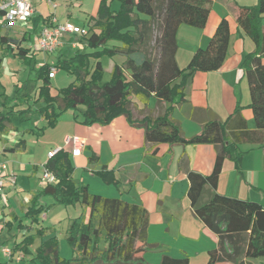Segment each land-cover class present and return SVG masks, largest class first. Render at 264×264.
Instances as JSON below:
<instances>
[{
    "label": "trees",
    "instance_id": "1",
    "mask_svg": "<svg viewBox=\"0 0 264 264\" xmlns=\"http://www.w3.org/2000/svg\"><path fill=\"white\" fill-rule=\"evenodd\" d=\"M119 1L120 8L112 10L108 0H101L96 15L90 16V33L80 40L85 39L92 51L76 49L68 56L58 57L53 64L46 62L37 66L36 52L21 45L26 35L22 39L1 38V42L18 48L17 55L29 64L31 73L36 74V82L41 84L36 87L35 94L32 91L21 94L19 87L14 89L12 96L0 93V137L14 127L15 119L25 121L33 114H38L45 123L35 129L28 128L29 131L43 133L57 125L63 112L84 105L82 124L107 125L125 115L131 124L145 128V141L151 144L153 153L160 143L215 144L217 156L213 171L206 175L194 170L187 173L188 197L193 210L218 237V245L208 252L205 264L222 261L252 264L249 260L264 258V205L216 190L225 159L232 158L240 165L247 151L239 147L238 139L232 140L225 135L227 124L217 118L208 120L201 132L191 137H185L180 125L172 119L175 105L186 100L187 80L197 71L221 68L231 37L228 20L224 18L219 23L207 46L199 48L187 67L181 69L175 57L178 28L181 24L205 27L210 0ZM142 13L146 17L141 16ZM237 23L255 43V49L245 56L242 67L249 83V106L256 128L241 131V141L249 140L264 146V0H258L253 6H240ZM111 41L120 45H110ZM117 54L125 56V62L115 64L111 79L99 83L104 71L101 57ZM92 55L94 62L90 60ZM53 66L74 77L55 96L51 93L50 70ZM131 95L143 104L154 95L170 105L157 117L135 119L130 109ZM24 105L26 107H21ZM239 112L240 106L237 105L236 113ZM24 147L25 140L21 139L8 150L15 152ZM93 159L90 158L91 162ZM44 170L51 172L56 180L44 184L33 195L24 218L13 216L18 231L29 230L34 222L39 221L40 214L48 210V205L41 203L44 196L52 197L55 203L79 202L88 216L83 213L76 217L67 230V239L74 251L71 258L60 255L57 238L52 236L36 249L31 260L33 264H150L143 256L152 247L148 241L149 212L143 205L121 197L103 196L92 192L87 183L75 181V166L66 150L60 149L48 157ZM94 173L108 184H118L113 171ZM26 220L30 223L26 224ZM12 222L6 223L10 231ZM37 233L42 236L45 229H38ZM16 236L15 233L12 256L15 251L30 253L28 246L33 244L37 235H25L20 242ZM161 264L191 263L187 255L173 257L164 254Z\"/></svg>",
    "mask_w": 264,
    "mask_h": 264
},
{
    "label": "crops",
    "instance_id": "2",
    "mask_svg": "<svg viewBox=\"0 0 264 264\" xmlns=\"http://www.w3.org/2000/svg\"><path fill=\"white\" fill-rule=\"evenodd\" d=\"M71 1L55 0L57 6L52 7L53 11L50 12L48 8L50 3L34 0L35 11L32 17L38 14L36 12H39L43 22L42 26L53 20L64 22L66 19H73L74 6L70 3ZM100 1L79 0L80 11L88 16H95ZM108 1L112 10L120 8L119 0ZM2 2L3 0H0V4ZM257 3L258 0H210V11L205 27L196 28L187 24L179 26L175 57L181 69L187 67L199 48L207 46L217 26L224 18L229 22L231 37L226 59L220 69L197 71L187 80L186 100L175 105L172 119L180 125L185 137L200 133L203 125L212 118L226 122L225 135L232 140L238 139L239 147L247 152L240 165H237L232 158L225 159L216 190L228 196L251 199L264 205V146L251 143L249 140L241 141V131H252L256 128L253 112L249 106L251 102L249 83L242 67L245 56L255 49V43L239 28L237 15L240 6H253ZM60 5H64L67 12L60 11ZM141 16L146 17L143 13ZM9 26L10 23L3 19V13L0 12V45L5 46L6 51L15 54L16 60L19 59L25 64L17 55L18 48L16 46L1 42V38L4 36L15 37L9 33ZM70 39L67 38L64 46L56 51L58 57L68 56L73 52V49H79L71 45ZM23 43L24 41L22 46ZM114 44L120 45L116 41L110 42V45ZM115 57L116 55L111 57L113 61L111 71L115 64H122L126 60L125 56L117 57V59ZM0 58L2 67L6 57L0 56ZM37 66H40L38 62ZM27 70V67H23L20 72L25 74ZM57 73L51 77V84ZM5 75V71H0V93L12 96L14 90L13 93H10L11 89L8 90L3 80ZM16 78L12 77L13 81L8 85L13 89L19 87L21 94H26L29 91L35 94L36 87L41 84L38 81L33 86L24 79ZM129 98L133 100L130 109L135 119L157 117L170 105L154 95L151 96L147 104H143L132 95ZM237 105L240 106L239 113H236ZM66 116L68 117L62 115L59 118V121L63 118H65L64 120L68 119V126L64 129L61 140L65 139L67 135H78L85 141L84 149L78 156H74L66 150L75 166L74 177L78 172V167L84 171L91 169L93 173L99 170L113 171L114 179L118 181L117 185L108 184L98 176L99 181L97 182L101 187L100 190L92 189L88 181L90 190L103 196L121 197L129 202L139 203L148 210L150 219L148 241L152 247L144 252V258L150 264H161L164 254L173 257L187 255L191 264H205L208 260V252L218 245V237L193 210L188 197L189 179L187 173L188 170H194L205 175L210 174L216 161V145L212 143L173 145L160 143L157 151L153 153L151 144L145 141V128L131 124L125 115L115 118L107 125L82 124L79 121V116L76 117L74 112ZM6 141L8 139H5L4 136L0 137V143H2L1 161H5L7 153L11 152L8 150L11 146ZM91 157H94L92 162ZM10 165L12 163L7 165L10 167L9 172H14V168L11 169ZM11 172L7 174L12 175ZM81 175L82 178L79 181L85 182L86 177L84 174ZM11 178L13 179V177ZM207 193L210 191L207 190ZM32 197L33 192L31 191L27 196L28 202L25 200L22 202L24 211L30 207ZM50 198L42 197L41 203L55 204L54 199ZM14 215L19 216V213L14 211L12 218ZM12 218L5 211H0V245L3 242L6 222L13 221ZM34 227L31 225L30 228ZM23 258L24 255L18 256V263L15 264H21ZM249 261L252 264H264V258ZM216 264L234 263L222 261Z\"/></svg>",
    "mask_w": 264,
    "mask_h": 264
},
{
    "label": "rangeland",
    "instance_id": "3",
    "mask_svg": "<svg viewBox=\"0 0 264 264\" xmlns=\"http://www.w3.org/2000/svg\"><path fill=\"white\" fill-rule=\"evenodd\" d=\"M70 3L74 6V9L72 10L74 18L66 19L65 21H70L77 26H85L87 29H89L90 26L88 24V21L90 19V16L83 14L80 11L81 8L79 6V0H72ZM90 5L88 4V6ZM52 7V4L48 6L50 12L53 11ZM60 9V11L64 10L65 12H67V9L64 7V5H60ZM36 13L38 14L32 17L30 21L25 24L22 22H11L9 26V33L15 35V37L19 39H22L23 35L26 34L23 46L31 48L30 52H36L38 64L42 65L46 61L49 64H53L58 58V53H56V51L52 53H44L38 49V46L36 44V35L43 23L40 19L41 16L39 12ZM81 44L82 45L78 47L80 50H93L91 47L88 46V42L85 39L81 41ZM72 51V53H74L76 49H73ZM0 56H4V58L6 57L4 59L2 67L0 66V71H5L6 75L3 80L5 82V85H7L8 90L11 89L10 93H13L14 90L13 87L11 88L8 85L13 81L11 79L12 77H17L16 79L19 80H27L28 78H31L29 81L26 82L33 84V86L35 85L36 74L31 73L29 64H24L19 59L16 60L15 54L6 51V47L1 45ZM120 56L123 55L117 54L115 58L117 59V57ZM90 60L91 62H94L93 55L90 56ZM101 61L104 66V71L99 77L98 82L104 83L111 79V65L113 61L111 57L107 55L102 56ZM22 66L28 68L25 74L20 72V69L23 68ZM16 74L19 75L16 76ZM72 80H74V77L71 76L68 72H66L65 70H59L56 77L52 79L53 95H57L59 93V90L67 86ZM83 109L84 105H79V109H72L70 110V112L69 110L65 111L62 113V115L63 117L67 118L68 116L66 115L72 114V112H76L77 114H79V121H81L83 117ZM64 114L66 115L64 116ZM64 119L65 118L58 121L59 124L57 123L56 126L45 129L43 133H37V131H29L28 128L35 129L37 126L43 125L44 121H41V117L38 114H33L31 118L25 121L15 119L13 123L14 127L10 129L9 132H5L4 134H2L5 139H8V141L6 142H9V146L15 145L21 139L25 140L24 148H20V150L15 152H9L7 153V159L5 161L0 160V163H5L6 166L9 163H12V165H10L11 169L12 167L14 168V172L10 171L12 175H7L4 177L3 191H0V211L3 210L8 213L10 218H12V212L14 211L19 213L20 218L25 217V211L22 206V202L24 200L28 202L27 196L31 191L34 195L38 192V190L43 187V164L47 161L50 151L55 150L57 148H64L66 146L65 140H61V135L63 134L64 129H66V127L68 126V119ZM1 146L2 143H0V148ZM9 168L10 167L7 166L6 172L10 174ZM79 169L80 168L78 167V172L74 177L75 181L79 182L80 178H82L81 174H84V176L86 177V181H84L86 183L89 181L92 189L97 188L98 190L99 188H101L99 187V182H97L99 181V175L93 173L91 169H86L85 171L82 168L80 169V171ZM11 177H13V179ZM100 179L104 181L101 177ZM83 213L88 216V212H85L84 207L79 202L70 204L55 203L52 205H48V210L40 214L39 221L34 222V224H32L35 227L33 229L30 228L29 230L23 229V231H20V234L17 229V222L12 218L11 220H13L14 222H12L13 228L11 231L7 226L4 225V238L2 240V244L0 245V264L18 263L17 257L21 255H24V258L21 260V263L33 264L31 260L35 256L36 249L41 245V243L45 242L52 236H55L57 238L60 255L65 258H71L74 255V251L72 250V247L68 242L67 230L72 221ZM25 222L26 224H29L30 220H26ZM38 229H45V233L42 234V236H38ZM15 233L17 234L16 240L18 242L22 241L25 235L35 234L37 236L33 244L28 246L30 249V253H24L23 251H15L12 260H9L10 257L6 256L3 248L12 250L14 245Z\"/></svg>",
    "mask_w": 264,
    "mask_h": 264
},
{
    "label": "built area",
    "instance_id": "4",
    "mask_svg": "<svg viewBox=\"0 0 264 264\" xmlns=\"http://www.w3.org/2000/svg\"><path fill=\"white\" fill-rule=\"evenodd\" d=\"M34 0H3L0 4V12L3 13V19L6 22H22L27 23L33 16L35 11ZM46 1L56 7L57 4L55 0H41ZM90 33L89 29L85 26L80 27L73 24L70 21H57L53 20L44 24L36 35V44L40 51L45 53H52L57 51L59 48L64 46L67 42V38L70 39V43L74 48L80 47L81 38H85ZM56 67H51L50 77L54 76L57 73ZM65 147L57 148L50 151L49 157L56 154L60 149L67 150L72 153L74 156H78L82 153L85 141L79 136L67 135L65 137ZM7 166L5 163H0V191H3V179L7 174ZM56 180L55 176L48 171L44 170L43 181L44 184L49 182H54ZM5 253L8 257H12L11 250L4 248Z\"/></svg>",
    "mask_w": 264,
    "mask_h": 264
}]
</instances>
